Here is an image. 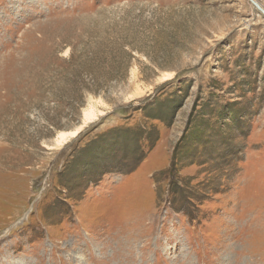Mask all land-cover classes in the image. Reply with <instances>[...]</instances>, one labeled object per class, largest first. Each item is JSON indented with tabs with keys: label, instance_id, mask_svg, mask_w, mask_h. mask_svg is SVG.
<instances>
[{
	"label": "rangeland",
	"instance_id": "rangeland-1",
	"mask_svg": "<svg viewBox=\"0 0 264 264\" xmlns=\"http://www.w3.org/2000/svg\"><path fill=\"white\" fill-rule=\"evenodd\" d=\"M0 264H264L248 0H0Z\"/></svg>",
	"mask_w": 264,
	"mask_h": 264
},
{
	"label": "bare ground",
	"instance_id": "bare-ground-1",
	"mask_svg": "<svg viewBox=\"0 0 264 264\" xmlns=\"http://www.w3.org/2000/svg\"><path fill=\"white\" fill-rule=\"evenodd\" d=\"M172 76L171 75H166L164 76L163 78V81H166V80H169ZM96 115L95 112L93 110H89L87 112H85V125L86 123L88 122H91L93 121L95 118H96ZM98 118V117H97ZM83 128H79V130H76L72 133H61L59 136H58V141H57V145L58 146H63L67 143V140L70 138H75L79 133L80 131L82 130Z\"/></svg>",
	"mask_w": 264,
	"mask_h": 264
},
{
	"label": "water",
	"instance_id": "water-1",
	"mask_svg": "<svg viewBox=\"0 0 264 264\" xmlns=\"http://www.w3.org/2000/svg\"><path fill=\"white\" fill-rule=\"evenodd\" d=\"M254 8L264 17V8L256 0H248Z\"/></svg>",
	"mask_w": 264,
	"mask_h": 264
}]
</instances>
